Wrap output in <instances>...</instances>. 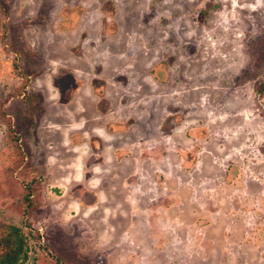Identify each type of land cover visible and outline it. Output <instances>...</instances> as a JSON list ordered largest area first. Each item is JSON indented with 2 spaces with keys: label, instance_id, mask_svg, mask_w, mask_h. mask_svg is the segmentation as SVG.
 Returning <instances> with one entry per match:
<instances>
[{
  "label": "rangeland",
  "instance_id": "rangeland-1",
  "mask_svg": "<svg viewBox=\"0 0 264 264\" xmlns=\"http://www.w3.org/2000/svg\"><path fill=\"white\" fill-rule=\"evenodd\" d=\"M24 264H264V0H0V235Z\"/></svg>",
  "mask_w": 264,
  "mask_h": 264
},
{
  "label": "trees",
  "instance_id": "trees-1",
  "mask_svg": "<svg viewBox=\"0 0 264 264\" xmlns=\"http://www.w3.org/2000/svg\"><path fill=\"white\" fill-rule=\"evenodd\" d=\"M27 239L14 225L4 228L0 235V264H24L28 261Z\"/></svg>",
  "mask_w": 264,
  "mask_h": 264
}]
</instances>
